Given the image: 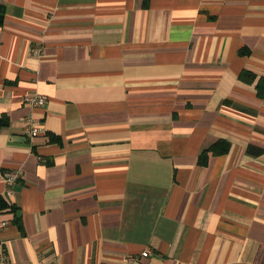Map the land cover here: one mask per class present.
I'll list each match as a JSON object with an SVG mask.
<instances>
[{
	"label": "crops",
	"instance_id": "obj_1",
	"mask_svg": "<svg viewBox=\"0 0 264 264\" xmlns=\"http://www.w3.org/2000/svg\"><path fill=\"white\" fill-rule=\"evenodd\" d=\"M0 6L6 264H264V0Z\"/></svg>",
	"mask_w": 264,
	"mask_h": 264
},
{
	"label": "built area",
	"instance_id": "obj_2",
	"mask_svg": "<svg viewBox=\"0 0 264 264\" xmlns=\"http://www.w3.org/2000/svg\"><path fill=\"white\" fill-rule=\"evenodd\" d=\"M26 101L31 104L32 106H42L46 103L45 96L41 94H31L28 95L26 98ZM27 127H26V134L27 136L33 138L34 136L39 135L42 132V125L38 120H35L33 117H29L27 119ZM21 171L19 170H13L8 171L4 174V181L8 187L14 186L21 178ZM9 222L7 220H4L0 217V234L1 232L8 226ZM150 255V251L146 250L142 253L143 257H147ZM133 260V258L131 259ZM8 261L7 255L4 253L0 254V264H6ZM37 264H46V261L44 259H39Z\"/></svg>",
	"mask_w": 264,
	"mask_h": 264
},
{
	"label": "trees",
	"instance_id": "obj_3",
	"mask_svg": "<svg viewBox=\"0 0 264 264\" xmlns=\"http://www.w3.org/2000/svg\"><path fill=\"white\" fill-rule=\"evenodd\" d=\"M0 13L1 14H3L4 13V11H3V8L0 6ZM213 150L214 151H216V149L215 148H213ZM203 159V157L201 158V160ZM3 206V204H2V202L0 201V207H2Z\"/></svg>",
	"mask_w": 264,
	"mask_h": 264
}]
</instances>
